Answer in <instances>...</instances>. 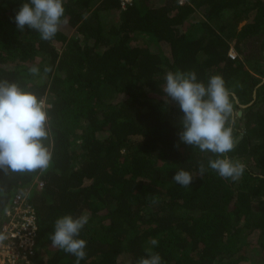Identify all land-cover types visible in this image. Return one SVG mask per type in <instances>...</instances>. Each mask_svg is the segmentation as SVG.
<instances>
[{"label": "trees", "instance_id": "trees-1", "mask_svg": "<svg viewBox=\"0 0 264 264\" xmlns=\"http://www.w3.org/2000/svg\"><path fill=\"white\" fill-rule=\"evenodd\" d=\"M25 2L0 0V80L51 105L53 159L43 172L0 173V209L32 186L35 264H75L49 239L69 214L89 217L80 264H137L149 250L163 264H245L255 248L264 264V0H163L142 10L64 0L66 22L51 41L17 29ZM177 70L205 84L222 76L242 110L230 117L242 138L227 154L246 165L238 181L208 167L212 153L179 141L183 113L163 92ZM181 169L193 175L189 187L173 180Z\"/></svg>", "mask_w": 264, "mask_h": 264}, {"label": "clouds", "instance_id": "clouds-1", "mask_svg": "<svg viewBox=\"0 0 264 264\" xmlns=\"http://www.w3.org/2000/svg\"><path fill=\"white\" fill-rule=\"evenodd\" d=\"M64 0H27L14 16V23L21 32L25 28L35 30L43 41H51L65 23ZM47 71V69H46ZM33 74L39 69L33 67ZM163 92L178 104L183 113L182 131L179 141L210 152L208 167L223 179L238 181L246 168L239 160L228 157L236 145V137L230 124L234 106L232 92L220 75H213L207 84L198 81L195 71H168L164 77ZM51 105L45 98L26 90L16 82L0 80V173H36L46 171L53 159L52 125L49 116ZM179 148V144L176 145ZM206 168L199 164L198 174L202 177ZM264 179V177H262ZM173 180L182 187L193 183V175L181 169ZM88 215L77 217L64 215L54 224L49 239L52 246L75 257L80 264L86 257L87 242L80 239L81 231L88 223ZM6 237L0 234V241ZM150 243L157 245L156 239ZM137 264H163L158 253L148 251L147 258Z\"/></svg>", "mask_w": 264, "mask_h": 264}, {"label": "built area", "instance_id": "built-area-1", "mask_svg": "<svg viewBox=\"0 0 264 264\" xmlns=\"http://www.w3.org/2000/svg\"><path fill=\"white\" fill-rule=\"evenodd\" d=\"M121 10L133 6L138 0H117ZM179 6L190 0H174ZM229 57L237 58L234 50ZM34 184L43 188L44 183L36 179ZM32 186L19 190L4 210L0 209V234L6 239L0 241V264H35L39 254L37 248L38 224L34 207L29 201Z\"/></svg>", "mask_w": 264, "mask_h": 264}, {"label": "rangeland", "instance_id": "rangeland-1", "mask_svg": "<svg viewBox=\"0 0 264 264\" xmlns=\"http://www.w3.org/2000/svg\"><path fill=\"white\" fill-rule=\"evenodd\" d=\"M136 3L138 5V7L142 10V9H147L149 7H150V9L158 7V6L162 5L163 0H143V3L142 2L138 3V1ZM103 19H104V16H103ZM232 114H233L232 120L234 122L239 117L238 112L233 110ZM231 124H233V123L231 122ZM261 263H262L261 251L259 248H255L253 250V253L251 255L250 260L248 262H246L245 264H261Z\"/></svg>", "mask_w": 264, "mask_h": 264}, {"label": "water", "instance_id": "water-1", "mask_svg": "<svg viewBox=\"0 0 264 264\" xmlns=\"http://www.w3.org/2000/svg\"><path fill=\"white\" fill-rule=\"evenodd\" d=\"M256 98V94H254V99ZM253 103V102H252ZM251 103V104H252ZM251 104H249V105H240V108L241 109H245V108H247L248 106H250ZM242 115V110H240V111H238V116L240 117ZM232 123H233V120H232ZM242 138V136H240L236 141V144L239 142V140Z\"/></svg>", "mask_w": 264, "mask_h": 264}]
</instances>
